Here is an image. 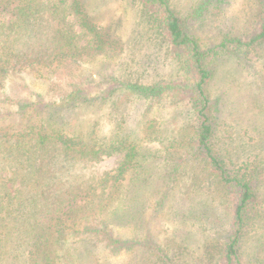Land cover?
I'll use <instances>...</instances> for the list:
<instances>
[{"label":"trees","instance_id":"trees-1","mask_svg":"<svg viewBox=\"0 0 264 264\" xmlns=\"http://www.w3.org/2000/svg\"><path fill=\"white\" fill-rule=\"evenodd\" d=\"M134 1L179 64L182 79L142 83L122 77L114 61L125 51L124 43L94 20L86 0H0V264H79L74 254L79 243L87 247V264H103L95 258L102 250L116 255L141 246L142 240L118 230L133 225L141 231L136 229L141 225L120 221L119 226L116 216L132 211L145 218L155 190L134 203L135 183L163 185L155 199L163 205L189 162L202 177L200 188L215 185L228 203L229 227L217 247V263L247 264L240 240L264 211V154L252 153L264 150V138L249 143L238 136L245 158L235 162L228 142L218 136L220 104L209 88L220 58L254 57L264 42V20L244 35L204 46L188 27L203 5L182 15L170 0ZM94 61L108 75L92 83L88 71L80 80L82 66ZM36 81L52 87L56 98L34 93L30 85ZM184 101L190 125L181 140L169 144L164 159L169 167L158 179L149 169L156 160L149 146L165 141L166 128L159 131L151 114ZM94 105L108 107L115 118L111 134L100 135L94 123L79 119L82 109ZM114 155L115 167L100 174L93 170L94 163Z\"/></svg>","mask_w":264,"mask_h":264},{"label":"rangeland","instance_id":"rangeland-1","mask_svg":"<svg viewBox=\"0 0 264 264\" xmlns=\"http://www.w3.org/2000/svg\"><path fill=\"white\" fill-rule=\"evenodd\" d=\"M170 2L182 15H188L194 12L198 5H203V12L192 18L188 27L204 46L215 44L226 36L244 35L264 20V0ZM86 5L94 20L112 28L122 39L125 51L114 61L122 77L142 83L156 78L180 80L184 77L165 42L154 34L143 20L136 1L86 0ZM146 58L150 59V62ZM218 62L209 92L211 98L220 104L217 111L218 136L225 138L229 155L238 162L245 158L237 147L238 136L249 143L264 138V42L257 47L254 57L250 59H242L237 54H227ZM100 66V62L95 61L83 65V73L79 74L80 80H85L83 78L87 76L88 71H92L91 82L102 81V76L108 75V71L103 72ZM33 85H30V89L34 93L40 92L45 100L56 98L58 94L52 87L49 90L47 85L38 81ZM99 87L101 85L98 84L97 88ZM133 100L136 101L134 98ZM133 104H129V110ZM187 109L185 101L174 102L156 109L151 114L158 119L159 131L166 128L164 134L161 133L165 141H154L149 146L150 152L156 157L155 162L151 161L153 166L149 169H153L158 179L169 167V161H164L167 148H170L169 144L181 140L184 129L189 128L190 116ZM108 112V107L94 105L82 109L79 119H82L85 125L94 123L100 135L108 132L111 134L112 129L116 127V120ZM142 112L141 118L145 116ZM246 126L250 128L249 132H245ZM242 127L244 129H241ZM229 140H232L231 145ZM252 153L253 156L263 155L264 150L257 147ZM117 159L118 155H114L96 162L93 164V170L97 174L110 170L115 167ZM183 170V177L163 205L155 200L160 194L157 187L162 191L163 185L159 182H154L153 185L135 183L131 194L134 203L136 200L138 203L143 202L150 190H155L151 191L153 195L149 198L145 218L140 221L136 215H131L132 211L122 212L116 216V223L119 226H122L120 221L141 225L135 226L141 231L133 229V225L118 230L121 236L142 240V245L129 251L122 250L116 255L102 250L95 256L98 261L104 262L103 264H218L217 247L226 238L229 227L228 203L215 185L211 188H200L197 183L202 177L198 169L193 168V162H189ZM85 172L89 171L86 169ZM76 249L74 254L78 263L87 264V247L79 243ZM240 256L247 264H264V211L260 216L255 215L247 226L240 240Z\"/></svg>","mask_w":264,"mask_h":264}]
</instances>
